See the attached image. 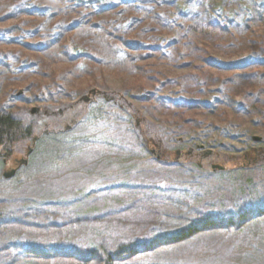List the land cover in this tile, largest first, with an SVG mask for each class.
<instances>
[{
    "label": "rangeland",
    "instance_id": "rangeland-1",
    "mask_svg": "<svg viewBox=\"0 0 264 264\" xmlns=\"http://www.w3.org/2000/svg\"><path fill=\"white\" fill-rule=\"evenodd\" d=\"M70 1H88L98 4L96 8L130 2L137 9L166 3L158 15L169 33L146 41L144 46L170 57L169 44L183 29V20L208 19L233 26L242 23L258 5H264V0ZM20 10L48 17L52 8L45 0H19L6 12L10 15ZM46 20H0V67L10 74L35 68L32 57L21 55L5 43L14 41L33 49L45 47L49 36L56 34L53 28L45 31ZM68 26H78V21ZM64 50L71 57L97 58L70 39ZM123 56L124 52L116 55ZM209 56L225 65L264 60V44L229 57L223 53ZM170 61H147L153 69L151 80L106 73L97 74L91 84L82 77L72 79L66 85L67 97L56 95V86L61 84L58 79L68 68L63 63L51 67L55 70L53 77H29L20 82L2 77L0 71L1 84L6 86L0 93V105L24 114L33 126L32 137L41 136L26 157L31 139L12 149L8 162L17 158L26 163L19 164L8 178L3 177L6 151L0 156V219L26 217L36 220L35 226L44 227L36 230L37 227L23 226L12 238L99 248L114 239L147 238L172 229L197 210L233 208L243 213L247 205L256 203L258 209L245 216L234 215L227 224L202 227L188 239L137 256L131 264H264V191L253 188L258 180L264 186V163L248 162L245 156L251 148L264 147V120L253 117L261 124L257 126L226 110L213 115L179 109L188 102L207 104L222 97L227 92L223 82L232 73L210 71L201 76V71L181 68L185 60ZM32 82L38 86H32ZM92 90L120 95L121 106L95 97L97 94L90 95ZM18 91L21 93L15 99ZM250 91L248 88L246 92ZM84 97L88 100L80 101ZM155 98H161L169 110L156 106ZM232 99L249 105L243 94ZM68 108L72 111L66 114ZM134 111L145 119L142 126L147 125L152 132L149 150L142 144V133L130 121ZM45 112L51 116L41 117ZM139 117H135L136 125ZM254 136L260 139L255 141ZM177 150L180 156L175 158ZM12 264L85 263H35L19 255Z\"/></svg>",
    "mask_w": 264,
    "mask_h": 264
},
{
    "label": "trees",
    "instance_id": "trees-1",
    "mask_svg": "<svg viewBox=\"0 0 264 264\" xmlns=\"http://www.w3.org/2000/svg\"><path fill=\"white\" fill-rule=\"evenodd\" d=\"M18 2L19 0H0V16L2 17L0 20L22 21L24 18H29L35 23H40L45 18L47 19L44 22L45 31L48 32L49 29L53 28L56 34L53 37L49 36L45 47L37 49L28 48L14 41L6 42L5 46L13 47L21 55L32 57L35 68L10 74L5 67H0L4 78L12 77L11 81L20 82L29 77L33 79L53 77L55 70L51 67L63 63L68 68L58 79L61 84L56 86V95L67 97L66 85L72 79L82 77L91 84L95 82L94 78L97 74L106 73L131 77L135 80H151L153 69L147 61L171 62L170 59L177 58L186 61L181 68L201 71V76H206V73L209 74L210 71L218 74L232 73L230 78L223 82L227 92L222 97L207 104L197 101L188 102L180 106L179 109L206 111L213 115L217 111L223 113L222 110H226L255 123V125L259 121H253V117L264 120V97L261 96L264 95V72H261L264 68V60L225 65L217 63L216 58L209 56V54L223 53L229 57L246 53L259 43L264 44V5H258L242 23L233 26H225L208 19L183 20V29L169 44L172 53V57H170L160 50L152 48L147 50L149 48L144 46L146 41L169 33L167 26L158 15V11L164 9L166 3H152L151 9H137L130 2L96 8L98 4L92 5L93 3L88 1L75 3L70 0H45L47 5L52 8L48 17L33 15L25 10L8 15L6 12L8 7ZM73 20L78 21V26H68ZM67 39L73 40L77 42L78 46L95 53L97 58L71 57L64 50ZM118 52H124V56L117 58ZM78 64L82 65L79 66ZM14 84L16 85V83ZM32 86L38 85L36 82H32ZM5 87L0 80V93L1 90H5ZM248 88H251L252 91L246 92ZM20 93L21 91H18L13 97L18 99ZM238 94H243L244 99L249 102L248 106L236 103L232 99ZM95 97L113 101L119 106L122 104V97L118 94L99 92ZM154 102L160 108L167 110L170 108L161 98H155ZM72 108H68L66 114L70 113ZM49 115L45 112V114L42 113L41 117ZM136 116L141 115L134 111L129 115L130 121L134 124V128L139 129V132L142 133V144L149 150L151 148L149 138L152 132L147 125L146 127L142 126L145 123V119L141 118L142 116L139 117V124L136 125ZM29 122L30 120H27V117L20 111H11L0 105V156H3L2 152L6 151L4 155L10 153L14 147L31 139L34 131ZM260 125L259 123L257 126ZM39 138L41 136L36 141ZM168 155V153L165 154L166 157ZM245 156L248 162L264 163V147L251 148V151L246 152ZM248 156H251L249 160ZM253 184V188L259 190L260 193L264 191V186L260 180ZM258 207V204L251 203L246 206L243 213L240 209L236 212L233 208H221L217 211L210 208L197 210L191 216L185 217L181 225L172 229L160 231L147 238L135 237L123 241L114 239L108 243V246L102 244L99 248L15 240L11 236L17 229H21L23 226L37 227L34 225L36 220H27L26 217L21 220L11 218L3 220V217L0 219V249L2 251H0V264H4L7 259L9 262L5 264H12V260H15L19 255L24 260L35 263L63 260L85 264H131V261L137 256L151 252L163 245H172L188 239L202 227L221 223L227 224L234 215L236 217L245 216ZM39 228L43 229L44 227L38 226L36 230ZM47 228L50 231L51 227L47 226ZM48 232L46 231V233Z\"/></svg>",
    "mask_w": 264,
    "mask_h": 264
},
{
    "label": "flooded vegetation",
    "instance_id": "flooded-vegetation-1",
    "mask_svg": "<svg viewBox=\"0 0 264 264\" xmlns=\"http://www.w3.org/2000/svg\"><path fill=\"white\" fill-rule=\"evenodd\" d=\"M95 94H97V92H94V93H90V95H95ZM88 100V97H84V98H82L80 101H82V102H86ZM53 114V113H52ZM36 137H31V146L30 147H28L27 148V151H26V154H25V157L26 156H28V154L32 151V144H34L35 143V141H36ZM157 148H158V146H156ZM151 152L152 153H154V150L152 149L151 150ZM190 153V155H191V152H189ZM9 156H10V153H7V154H5V157L6 158H3V164H4V167L6 168V170L3 172V174L5 173V172H9L10 170H17V167L19 166V164H21V163H23V162H26V160H24V159H17V158H13V159H11V162L9 163L8 162V158H9ZM157 157H158V155H156ZM178 156H180V152L177 150L176 152H175V158H177ZM24 164V163H23Z\"/></svg>",
    "mask_w": 264,
    "mask_h": 264
},
{
    "label": "water",
    "instance_id": "water-1",
    "mask_svg": "<svg viewBox=\"0 0 264 264\" xmlns=\"http://www.w3.org/2000/svg\"><path fill=\"white\" fill-rule=\"evenodd\" d=\"M90 93H94V90L90 91ZM259 139H260L259 137H256V136L253 137V140H255V141H258ZM23 163L25 164L26 162H23ZM212 168H217L220 170L223 169V167H221L219 165H213ZM14 173H15V170H10L9 172H5L3 174V177L8 178V177L12 176Z\"/></svg>",
    "mask_w": 264,
    "mask_h": 264
}]
</instances>
